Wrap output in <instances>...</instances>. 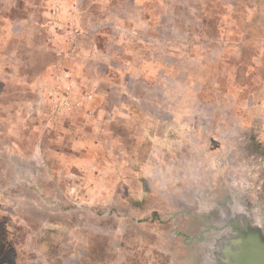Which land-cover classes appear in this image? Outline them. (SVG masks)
<instances>
[{
    "label": "rangeland",
    "instance_id": "1",
    "mask_svg": "<svg viewBox=\"0 0 264 264\" xmlns=\"http://www.w3.org/2000/svg\"><path fill=\"white\" fill-rule=\"evenodd\" d=\"M232 199L264 213V0H0L3 264H199Z\"/></svg>",
    "mask_w": 264,
    "mask_h": 264
},
{
    "label": "water",
    "instance_id": "2",
    "mask_svg": "<svg viewBox=\"0 0 264 264\" xmlns=\"http://www.w3.org/2000/svg\"><path fill=\"white\" fill-rule=\"evenodd\" d=\"M177 213L186 212L172 216ZM185 244L203 248L199 264H264V213L237 199L214 203L209 220Z\"/></svg>",
    "mask_w": 264,
    "mask_h": 264
},
{
    "label": "trees",
    "instance_id": "3",
    "mask_svg": "<svg viewBox=\"0 0 264 264\" xmlns=\"http://www.w3.org/2000/svg\"><path fill=\"white\" fill-rule=\"evenodd\" d=\"M5 245V239L0 231V264H3L6 261V251L4 250Z\"/></svg>",
    "mask_w": 264,
    "mask_h": 264
}]
</instances>
